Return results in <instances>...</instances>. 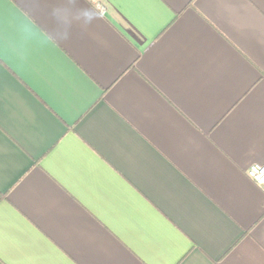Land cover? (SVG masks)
I'll use <instances>...</instances> for the list:
<instances>
[{
  "label": "crops",
  "instance_id": "1",
  "mask_svg": "<svg viewBox=\"0 0 264 264\" xmlns=\"http://www.w3.org/2000/svg\"><path fill=\"white\" fill-rule=\"evenodd\" d=\"M264 0H0V264H264Z\"/></svg>",
  "mask_w": 264,
  "mask_h": 264
},
{
  "label": "built area",
  "instance_id": "2",
  "mask_svg": "<svg viewBox=\"0 0 264 264\" xmlns=\"http://www.w3.org/2000/svg\"><path fill=\"white\" fill-rule=\"evenodd\" d=\"M248 178L264 190V166L252 165L246 171Z\"/></svg>",
  "mask_w": 264,
  "mask_h": 264
}]
</instances>
